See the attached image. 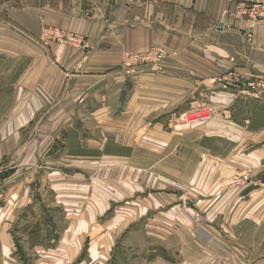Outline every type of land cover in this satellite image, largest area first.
Masks as SVG:
<instances>
[{"label":"crops","instance_id":"1","mask_svg":"<svg viewBox=\"0 0 264 264\" xmlns=\"http://www.w3.org/2000/svg\"><path fill=\"white\" fill-rule=\"evenodd\" d=\"M241 1L264 2L0 0V264H264V23L247 38Z\"/></svg>","mask_w":264,"mask_h":264},{"label":"built area","instance_id":"2","mask_svg":"<svg viewBox=\"0 0 264 264\" xmlns=\"http://www.w3.org/2000/svg\"><path fill=\"white\" fill-rule=\"evenodd\" d=\"M231 17L238 20L242 25V33L250 39L252 31L259 24L264 23V2L237 3L234 13ZM219 29H223V22H219ZM39 38L43 42H54L58 44H67L73 47L89 49L90 42L82 35L69 32L55 26H43L40 30ZM164 57V51L161 47H150L144 51H123L121 57V66L130 68L133 66L155 65L161 62ZM243 77L235 70H227L218 77L223 85H237L242 83ZM247 88L253 93L264 91V80L253 79L245 82ZM216 108L210 103L192 105L187 109L173 115L172 119L178 123L192 125L203 123L210 120ZM197 225L206 223L203 213H197L195 218ZM95 226H91L89 231H94Z\"/></svg>","mask_w":264,"mask_h":264},{"label":"rangeland","instance_id":"3","mask_svg":"<svg viewBox=\"0 0 264 264\" xmlns=\"http://www.w3.org/2000/svg\"><path fill=\"white\" fill-rule=\"evenodd\" d=\"M204 224V223H203ZM120 242V241H119ZM118 243V242H117ZM128 250H130V248H128ZM121 256H123V255H121L120 254V257H119V254L118 255H116V247H115V249L113 250V252L111 253V256H110V262L111 261H113V260H115L116 258H118V259H120L121 258ZM126 256H128V258H132V255H131V253L130 252H124V258H127ZM82 258V257H81Z\"/></svg>","mask_w":264,"mask_h":264}]
</instances>
